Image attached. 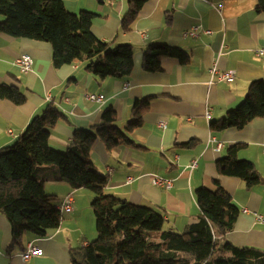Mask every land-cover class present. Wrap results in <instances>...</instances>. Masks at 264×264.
<instances>
[{"label": "crops", "instance_id": "0c3cea01", "mask_svg": "<svg viewBox=\"0 0 264 264\" xmlns=\"http://www.w3.org/2000/svg\"><path fill=\"white\" fill-rule=\"evenodd\" d=\"M128 1L62 0L70 14H93L91 32L110 49L125 44L133 47V70L126 79L99 80L86 70V62L80 61L54 68L49 44L0 34V84L14 86L26 97L21 106L0 100V149L11 147L30 120L52 104L68 123L60 121L51 129L49 145L64 152L74 129L92 128L99 123L102 111L112 107L117 127L132 143L111 150L104 142L94 143L89 160L93 169L108 179L106 195L152 208L163 215L171 230L182 232L198 215L195 191L213 189V181L218 180L239 209L226 240L236 247L264 250V223L258 220L264 217V118L241 129L214 132L209 127L242 103L251 82L264 80V58L254 53L264 49V14L256 12L258 1L147 0L132 30L121 33ZM191 28H199L198 35L183 37ZM160 43L181 49L189 62L183 65L175 58H164L159 73L143 72V51ZM22 55L33 59L28 72L14 64ZM211 68L233 71L234 78L228 83L217 82L214 75L209 84ZM87 95H102L103 101H89ZM144 99H149V108L141 126L127 132L124 125L131 119L133 104ZM234 144L244 145L238 159L253 163L262 178L253 189L236 178L217 174L216 162ZM49 172L56 174V168H40L34 174L41 179ZM152 176L172 181V187L153 186ZM43 184L45 193L55 197V206L66 196L73 197L71 212L63 215L59 228L46 237L23 236L22 249L15 247L11 253H7L11 227L0 214V264H71V250L95 240L91 208L95 196L64 183ZM29 243L42 254L22 261L20 255Z\"/></svg>", "mask_w": 264, "mask_h": 264}, {"label": "trees", "instance_id": "16d2710c", "mask_svg": "<svg viewBox=\"0 0 264 264\" xmlns=\"http://www.w3.org/2000/svg\"><path fill=\"white\" fill-rule=\"evenodd\" d=\"M147 0H129L128 12L121 19V33H129ZM256 12L264 14V0H257ZM0 34L15 39L44 42L52 48V65L58 68L75 61L86 62V70L99 80L126 79L133 70L134 49L125 44L110 49L91 32L93 14L68 13L62 0H0ZM164 58H175L183 65L189 56L167 44H151L142 54L145 73H159ZM0 100L16 106L26 97L16 87L0 84ZM149 99L137 100L131 119L124 125L129 132L141 126ZM264 118V80L250 83L244 100L224 118L210 122L211 131L241 129L252 120ZM68 123L55 106L49 104L34 116L16 142L0 149V214L11 227L7 253L22 249L26 234L44 238L59 228L62 216L55 197L47 195L44 182L67 184L84 189L95 199L91 208L96 222V238L84 248L71 250V264H264V250L236 247L226 240L239 215L231 197L213 181V189L195 191L198 215L180 233L170 229L163 215L152 208L132 205L106 195L108 179L93 169L89 160L96 141L108 150L132 142L117 127L112 107L101 113L99 123L89 129H74L66 151L49 145L50 131L58 122ZM243 144H234L216 162L217 174L242 181L247 189L260 185L262 178L253 163L239 160ZM56 168L41 179L37 169Z\"/></svg>", "mask_w": 264, "mask_h": 264}, {"label": "built area", "instance_id": "2783aa9c", "mask_svg": "<svg viewBox=\"0 0 264 264\" xmlns=\"http://www.w3.org/2000/svg\"><path fill=\"white\" fill-rule=\"evenodd\" d=\"M111 1H117V0H111ZM199 31H200L199 28H191L183 32V37L195 38L198 35ZM254 53L257 57L264 58L263 48L256 50ZM14 64L18 66L22 72H28L32 68L33 59L28 55H22L15 59ZM209 73H210L209 84L213 83V77H215L214 75H216L215 78L217 82H227V83L231 81L235 75L233 71L232 72H218V70H216L215 68H211ZM86 99L89 101L98 103V102L103 101V96L102 95H87ZM205 116L208 117L209 112H206ZM159 126H163V124H159ZM217 148L218 149L221 148L220 143H217ZM263 155H264V152H263ZM194 167H195V163L193 162V164L191 165V168H194ZM130 181L131 179L129 178L127 180V184ZM151 184L155 187L163 188L165 190H168L172 187V181L162 178V177L152 176ZM72 203H73V197L66 196L62 200L61 204L57 206L61 213V216H63L64 213L71 212ZM258 220L264 223V217H258ZM41 254H42V251L40 249L36 248L35 246L29 243L26 246L25 252L20 255V258L22 261H27L29 258L40 256Z\"/></svg>", "mask_w": 264, "mask_h": 264}, {"label": "rangeland", "instance_id": "374dc122", "mask_svg": "<svg viewBox=\"0 0 264 264\" xmlns=\"http://www.w3.org/2000/svg\"><path fill=\"white\" fill-rule=\"evenodd\" d=\"M65 214H69V213H64L63 215H65ZM177 233H180V232H177Z\"/></svg>", "mask_w": 264, "mask_h": 264}]
</instances>
